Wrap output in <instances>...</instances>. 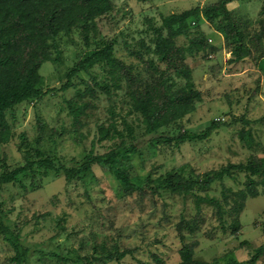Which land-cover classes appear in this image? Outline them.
Segmentation results:
<instances>
[{
  "label": "rangeland",
  "instance_id": "374dc122",
  "mask_svg": "<svg viewBox=\"0 0 264 264\" xmlns=\"http://www.w3.org/2000/svg\"><path fill=\"white\" fill-rule=\"evenodd\" d=\"M211 1L114 0L115 10L99 20V34L92 48L101 39L116 38V56L133 65L136 74L148 75L147 61L167 70V64L153 51L151 39L154 34L148 31L151 25L148 19L152 18L160 25L163 15ZM239 3L234 9L236 16H242L243 26L247 21L255 24L264 0ZM189 23L193 31L202 29L217 51L187 56L203 99L197 103L196 111L166 131L202 132L214 121L220 122L221 126L205 140H188L180 146L148 142L137 151H130L132 144L146 135V127L133 107L132 86L125 79L111 95L103 92L102 86L87 73L73 79L76 87L60 89L68 80L70 67L91 49L78 33L64 38L61 63L46 62L43 65L41 73L46 78V87L56 90L43 99L18 107L13 138L8 143H0V158L6 155L11 167L25 164L27 152L33 151L39 137L43 150L69 164L87 153L103 154L115 149L120 155V165L143 189L127 194L105 165L95 166L87 177L77 182L70 183L65 176L37 177L32 185L30 180L26 181L27 191L18 185H6L2 194L10 217L19 223L22 235L30 244L42 243L49 250L76 249L89 255L95 250H131L120 262L104 264H158L156 257L163 259L164 264H179L183 245L181 233L186 241H197L194 258L208 264H226L231 259L249 264L243 262L250 258L255 247L264 244V194L248 198L245 210L240 214L242 229L234 236L231 235L233 229L223 232L216 209L209 202L201 204L199 213L192 195L153 193L146 185L150 176L155 178L169 171L203 178L207 172L229 162L247 161L256 151L244 145L240 138L242 130H252L264 147V121L260 122L264 120V74L258 64L252 57L231 63L229 48L216 38L212 42L209 36L212 28L207 21L192 17ZM142 39L146 42L144 46ZM180 43L189 44L183 37ZM140 53L145 60L139 57ZM108 70V67L97 65L92 72L99 79L109 80ZM169 71L168 77L176 81L177 86L184 84L173 70ZM88 85L93 87L94 96L87 90ZM72 99L92 104L80 117L79 128L74 125L69 110L68 101ZM112 122L122 134L100 141L99 127L109 126ZM246 179L244 172H236L234 177H225L198 192L220 198L226 211L225 218L230 223L237 215L230 212L233 202L223 199V191L229 193L230 189L244 188ZM195 217L199 218L198 228L190 234L180 225L185 226ZM13 254L0 235V264H14L11 261ZM31 263L57 264V260L49 254L33 253ZM257 264H264V255Z\"/></svg>",
  "mask_w": 264,
  "mask_h": 264
},
{
  "label": "trees",
  "instance_id": "16d2710c",
  "mask_svg": "<svg viewBox=\"0 0 264 264\" xmlns=\"http://www.w3.org/2000/svg\"><path fill=\"white\" fill-rule=\"evenodd\" d=\"M240 1L245 0H213L202 6L197 5L182 12L163 15L160 25L155 24L152 18L148 19V22H151L148 31L154 34L151 39L154 42L153 51L161 56L168 69L162 70L155 63L147 61L149 73L142 76L133 71V65L116 56V38L101 39L95 43V48H92L94 39L99 34V20L115 10L114 0H0V143H8L13 138L17 109L20 105L43 99L56 90L46 87V78L41 73V68L46 62L57 64L63 61L61 45L64 38L71 37L74 33H78L91 49L70 67L67 72L68 80L60 89L76 87L73 79L81 73H87L102 86L103 92L111 95L113 89H119L125 79L132 86L130 95L133 107L142 116L146 127V135L132 144L130 151L135 152L148 142L180 146L188 140L209 138L213 131L221 126L220 122L214 121L202 132L181 129L166 131L196 111L197 103L203 99L202 91L194 80L193 69L187 63V56L202 51H217V47L210 43L202 29H191L189 19H204L223 34L225 47L231 52V63H240L252 57L264 74V3L255 24L247 21V25L243 26L242 16H236L234 9L236 5H240ZM182 37L188 45L180 43ZM141 43L146 45L144 39ZM139 57L145 60L141 53ZM97 65L109 68L111 81L106 78L99 79L93 74L92 70ZM169 70H173L183 79L184 84L177 86L176 81L168 77ZM87 90L95 95L90 85ZM68 105L74 125L79 128L80 117L92 104L72 99L68 101ZM121 134L115 122L99 127L100 141ZM240 138L247 148L256 151L247 161L229 162L219 169L207 172L203 178L187 177L182 171H169L155 178L150 176L146 185L153 193L192 195L199 213L201 204L209 202L216 209L223 232L228 233L229 229H233L231 235L238 236L242 229L240 214L245 210L248 198L264 194L263 143L252 130H242ZM39 143L40 137L35 140L33 151L27 152L25 164L11 167L6 155L0 158V235L14 252L11 261L14 264H32V254L43 253L55 257L57 264L120 262L131 250H95L89 255L76 249L49 250L42 243L32 245L24 238L19 223L10 217L6 199L3 197L2 191L6 185H18L27 191L29 185L26 181L30 180L32 185L37 177L65 176L68 182H77L87 177L95 166L105 165L121 182L127 194L143 189L134 182L131 173L120 165V155L115 149L103 154L87 153L69 164L43 150ZM236 172L246 174V186L238 191L230 189L229 193L225 189L223 191V199L226 202L231 199L233 202L230 212L237 215L228 223L222 200L201 195L198 191L208 189L214 182L225 177L232 178ZM198 222L199 218L195 217L185 226H180L194 234ZM181 235L183 245L180 249L179 264H208L194 258L197 241H186L185 235ZM263 255L264 244L255 247L250 258L243 263L257 264ZM156 260L158 264H164L160 257H156ZM226 264L242 262L231 259Z\"/></svg>",
  "mask_w": 264,
  "mask_h": 264
},
{
  "label": "crops",
  "instance_id": "0c3cea01",
  "mask_svg": "<svg viewBox=\"0 0 264 264\" xmlns=\"http://www.w3.org/2000/svg\"><path fill=\"white\" fill-rule=\"evenodd\" d=\"M211 28L212 29L210 30L209 36H211L210 38H211L212 42L215 41L214 38H216L217 42H221V45L225 46L226 42H225V38H224L223 34L218 32L217 30H215L212 26H211ZM229 53H230V56H231V52L230 51H229Z\"/></svg>",
  "mask_w": 264,
  "mask_h": 264
}]
</instances>
